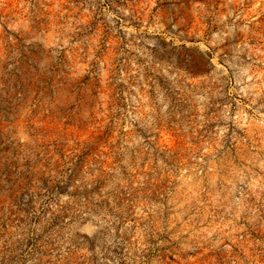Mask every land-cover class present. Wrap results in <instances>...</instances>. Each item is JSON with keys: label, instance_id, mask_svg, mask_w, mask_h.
Returning a JSON list of instances; mask_svg holds the SVG:
<instances>
[{"label": "rangeland", "instance_id": "rangeland-1", "mask_svg": "<svg viewBox=\"0 0 264 264\" xmlns=\"http://www.w3.org/2000/svg\"><path fill=\"white\" fill-rule=\"evenodd\" d=\"M125 6L108 50L142 58L61 61L49 115L0 92V264H264V0ZM44 52L0 82L52 88L78 47Z\"/></svg>", "mask_w": 264, "mask_h": 264}, {"label": "built area", "instance_id": "built-area-1", "mask_svg": "<svg viewBox=\"0 0 264 264\" xmlns=\"http://www.w3.org/2000/svg\"><path fill=\"white\" fill-rule=\"evenodd\" d=\"M127 1L0 0V77L8 76L10 70H14L15 75L24 76L20 72L21 63H24L29 67L26 76L31 79V48L41 56H33V60L41 63L42 60H49L44 50L58 42L63 47H78V53L73 58L64 54L61 59H55L57 66H48L47 73L58 77L52 83V88L34 87L31 90V86L8 87L6 82H0V92L13 94L9 110H17L30 118L31 106L45 115L50 114L53 105L62 109L66 99L76 93L75 79L81 76V72H67L57 68L61 66V61L79 63L81 60L125 59L129 54L135 59L142 58V51L134 47L123 55L108 50L116 38L129 47L124 31L132 26L130 23L133 17L129 7L125 6ZM100 47H105L106 51L100 50ZM89 50L91 54H88ZM3 67L8 70H3ZM45 89L49 92L45 93ZM35 92L42 97V101L31 105V94Z\"/></svg>", "mask_w": 264, "mask_h": 264}]
</instances>
